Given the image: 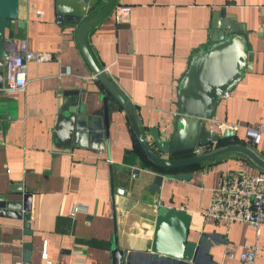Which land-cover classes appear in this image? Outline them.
<instances>
[{"label":"crops","instance_id":"0c3cea01","mask_svg":"<svg viewBox=\"0 0 264 264\" xmlns=\"http://www.w3.org/2000/svg\"><path fill=\"white\" fill-rule=\"evenodd\" d=\"M95 2L90 14L106 0ZM118 3L130 6L128 17L116 23L111 9L87 30L85 42L132 106L149 143L150 127L159 128L162 139L175 131L178 84L192 55L212 43L219 25L234 27L224 34L245 36L251 69L221 97L204 126L216 130L217 121L264 123V0H115L114 5ZM58 17L56 0H19L18 20L11 22L13 39L7 49L24 40L28 50L51 58L27 63L23 91H0L1 200L20 199L16 185L31 194L29 233L22 219L0 216V264H20L24 243L31 244L29 264H111L115 235L119 247L131 254L129 264H178L147 254L161 205L191 216L187 238L196 242L198 253L188 264H242L238 254L245 243L263 249L255 264H264V226L256 234L248 224L202 216L221 178L263 169L244 154L228 153L166 170L192 177L164 178L157 191L150 190L154 174L145 170L148 162L122 108L85 60L77 40L79 24L63 18L57 24ZM106 95L113 106L109 146L103 142L96 150L59 138L54 128L64 112L84 103L85 113L95 114ZM223 143L245 144L264 159V136L252 143L244 127ZM215 147L217 143L208 149ZM76 204H84L86 211L73 213Z\"/></svg>","mask_w":264,"mask_h":264},{"label":"water","instance_id":"95a60500","mask_svg":"<svg viewBox=\"0 0 264 264\" xmlns=\"http://www.w3.org/2000/svg\"><path fill=\"white\" fill-rule=\"evenodd\" d=\"M95 3V0H56V12L65 23L79 24L77 40L86 62L109 96L122 108L148 162L145 170L154 174L150 190L157 191L164 178L189 180L192 177L191 173L167 174L166 170L202 164L228 153L244 154L264 170V159L242 143H229L192 153L200 147H207L236 136V131L229 128L220 134L210 132L204 126V120L210 117L224 93L229 92L241 80L243 74L251 69L252 55L248 51L243 34L238 32L224 34V30L231 27L228 25L216 27L220 30L212 37V43L192 55L178 84L176 105L179 116L175 131L168 139H162L159 128L150 127L148 133L152 142L149 143L137 123L132 106L97 65L87 49L85 42L87 30L109 14L115 0H106L97 12L90 14ZM18 5L19 0H0V91L4 93L6 92L3 90V83L8 57L16 55L10 48L7 49V44L13 39L11 22L18 20ZM220 16H224L223 11ZM18 26L22 27L23 22L18 21ZM109 96L102 97V110L94 112L95 114L85 113L84 103H81L78 109L71 107L64 112L58 126L54 128L59 138L72 141L74 146L87 145L96 150L101 148L103 142L109 146L110 115L113 110ZM187 152L191 154L172 157ZM134 173H137V169H134ZM14 188L19 190L21 198L0 200V216L22 219L25 233H29L31 194L23 192L20 185ZM190 220L191 216L185 210L159 206L153 239L147 254L178 264L195 261L198 253L197 244L187 238ZM22 249L23 257L20 264H29L31 244L24 243ZM111 255V264H129L131 259V254H127L119 247L116 235Z\"/></svg>","mask_w":264,"mask_h":264},{"label":"built area","instance_id":"2783aa9c","mask_svg":"<svg viewBox=\"0 0 264 264\" xmlns=\"http://www.w3.org/2000/svg\"><path fill=\"white\" fill-rule=\"evenodd\" d=\"M113 17L116 23L123 22L129 14L130 6L118 3L112 7ZM37 14L41 16V11ZM62 17L59 15L56 22L61 23ZM12 52L15 56L8 57V67L5 75L3 90L6 93H17L23 91L27 84L26 66L28 62H40L49 60L51 55L45 52H32L27 49L26 42L22 40L18 46L13 45ZM106 72V68H102ZM225 92L222 97L228 96ZM216 130L209 129L210 132L222 133L229 128L237 130L239 127L246 129V135L252 143L258 141L260 136H264V123L258 125H242L239 122L230 124L217 121ZM210 146L200 147L192 153L202 152ZM0 196V200H1ZM73 213L86 211L84 204H76ZM205 220L224 222L228 225L233 223H245L254 228L259 234L260 228L264 226V170L255 173H238L230 177L221 178L219 184L213 189L211 201L207 208L202 211ZM263 249L257 243L242 245L238 254V259L242 264H255L256 258ZM44 259L47 252L42 253Z\"/></svg>","mask_w":264,"mask_h":264},{"label":"trees","instance_id":"16d2710c","mask_svg":"<svg viewBox=\"0 0 264 264\" xmlns=\"http://www.w3.org/2000/svg\"><path fill=\"white\" fill-rule=\"evenodd\" d=\"M227 143H223V140H221L220 142L217 143L218 146H222V145H225Z\"/></svg>","mask_w":264,"mask_h":264}]
</instances>
